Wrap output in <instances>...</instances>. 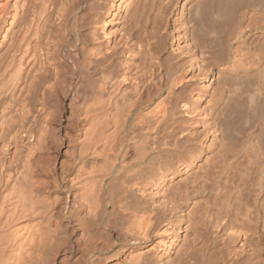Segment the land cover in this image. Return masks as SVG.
<instances>
[{
  "label": "bare ground",
  "instance_id": "bare-ground-1",
  "mask_svg": "<svg viewBox=\"0 0 264 264\" xmlns=\"http://www.w3.org/2000/svg\"><path fill=\"white\" fill-rule=\"evenodd\" d=\"M0 264H264V0H0Z\"/></svg>",
  "mask_w": 264,
  "mask_h": 264
}]
</instances>
